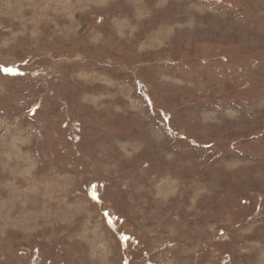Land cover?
<instances>
[{
  "label": "rangeland",
  "instance_id": "obj_1",
  "mask_svg": "<svg viewBox=\"0 0 264 264\" xmlns=\"http://www.w3.org/2000/svg\"><path fill=\"white\" fill-rule=\"evenodd\" d=\"M0 264H264V0H0Z\"/></svg>",
  "mask_w": 264,
  "mask_h": 264
}]
</instances>
